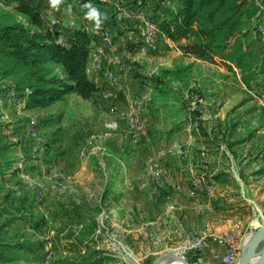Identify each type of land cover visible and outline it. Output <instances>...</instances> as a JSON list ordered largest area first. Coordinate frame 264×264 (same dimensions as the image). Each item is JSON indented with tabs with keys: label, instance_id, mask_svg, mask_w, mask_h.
<instances>
[{
	"label": "rangeland",
	"instance_id": "374dc122",
	"mask_svg": "<svg viewBox=\"0 0 264 264\" xmlns=\"http://www.w3.org/2000/svg\"><path fill=\"white\" fill-rule=\"evenodd\" d=\"M108 1L89 100L31 108L0 56V264H240L264 227V4L243 75L164 33L181 0ZM16 24L39 31L0 0Z\"/></svg>",
	"mask_w": 264,
	"mask_h": 264
},
{
	"label": "trees",
	"instance_id": "16d2710c",
	"mask_svg": "<svg viewBox=\"0 0 264 264\" xmlns=\"http://www.w3.org/2000/svg\"><path fill=\"white\" fill-rule=\"evenodd\" d=\"M10 1L39 30L31 31L23 24L0 29V56L8 73H19L30 89L29 107L47 108L69 94L89 100L97 90L87 75L91 37L80 30L65 28L53 33L42 31L48 0ZM180 2L178 13L165 24L164 33L173 41L193 40L187 47L190 54L207 61L226 60L244 75L247 53L242 39L253 40L252 24L261 18L264 0L261 3L257 0ZM62 33L65 41L59 42ZM256 50L264 74V48L257 47ZM52 65L63 69L66 79L55 74Z\"/></svg>",
	"mask_w": 264,
	"mask_h": 264
},
{
	"label": "built area",
	"instance_id": "2783aa9c",
	"mask_svg": "<svg viewBox=\"0 0 264 264\" xmlns=\"http://www.w3.org/2000/svg\"><path fill=\"white\" fill-rule=\"evenodd\" d=\"M88 1V2H86ZM98 1V2H97ZM49 5L45 14V23L51 30H80L88 34L92 41L90 45L87 74L92 73L93 58H102L105 55L103 48L96 42L101 40L104 46H113V39L104 27L101 6L110 3L108 0H48ZM93 2V3H89ZM154 29V26L150 29ZM37 31V30H36Z\"/></svg>",
	"mask_w": 264,
	"mask_h": 264
},
{
	"label": "bare ground",
	"instance_id": "6f19581e",
	"mask_svg": "<svg viewBox=\"0 0 264 264\" xmlns=\"http://www.w3.org/2000/svg\"><path fill=\"white\" fill-rule=\"evenodd\" d=\"M254 236H255V234L248 237L244 249L247 250L251 247ZM262 244H263V242L259 246H261ZM263 255H264V251L258 253V248H257L253 258L250 261V264H260L262 261ZM157 264H189V263L185 262L181 258L170 255V256H165L162 259H160Z\"/></svg>",
	"mask_w": 264,
	"mask_h": 264
},
{
	"label": "water",
	"instance_id": "95a60500",
	"mask_svg": "<svg viewBox=\"0 0 264 264\" xmlns=\"http://www.w3.org/2000/svg\"><path fill=\"white\" fill-rule=\"evenodd\" d=\"M264 241V227L261 228L254 236L252 245L249 249L242 250V255L240 257V264H250L251 259L253 258L257 248ZM260 264H264V255Z\"/></svg>",
	"mask_w": 264,
	"mask_h": 264
}]
</instances>
